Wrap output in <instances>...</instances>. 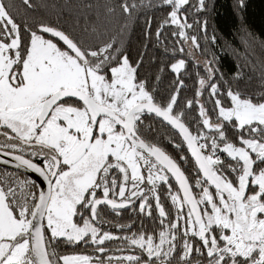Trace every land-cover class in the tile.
Wrapping results in <instances>:
<instances>
[{
    "label": "snow or ice",
    "instance_id": "6c2138e0",
    "mask_svg": "<svg viewBox=\"0 0 264 264\" xmlns=\"http://www.w3.org/2000/svg\"><path fill=\"white\" fill-rule=\"evenodd\" d=\"M157 6L169 9L157 40L174 27V53L188 42L199 49L189 30L199 25L207 33L208 0H119L71 25L18 22L21 8L35 9L33 0H0V165L43 181L0 170V264H264V70L257 91L228 82L222 88L208 61L196 98L185 103L198 109L190 125L178 109L186 61L170 65L177 87L160 102L139 79L140 62L130 63L114 36L102 40L106 26L99 30L117 10L126 19L122 32L139 10ZM80 7L97 5L81 0ZM244 75L237 71L235 81ZM151 116L178 132L182 143H170L186 145L191 177L182 168L187 156L174 159L147 138ZM160 185L174 214L161 202ZM137 208L159 228L142 224L120 236L103 229L105 212ZM114 240L120 246L108 248ZM59 244L93 246L96 255H61Z\"/></svg>",
    "mask_w": 264,
    "mask_h": 264
},
{
    "label": "trees",
    "instance_id": "16d2710c",
    "mask_svg": "<svg viewBox=\"0 0 264 264\" xmlns=\"http://www.w3.org/2000/svg\"><path fill=\"white\" fill-rule=\"evenodd\" d=\"M13 2L20 4V0H13ZM208 2L209 11L205 14L208 21L207 33L202 31L199 25L189 30L191 34L198 37L200 48L195 49L188 42L184 44V53L178 50L173 52L174 49L179 48L176 43L177 38L171 35L175 30L174 27H166L161 40H157L156 31L167 16L169 11L167 6L146 7L139 10L134 19L127 22L128 27L122 32L119 28L126 22V19L121 17L117 10V15L104 19L99 28L104 32L105 26L107 27L102 40L114 36L116 41L114 46L129 58L130 63L135 65L140 62L138 77L146 80L150 89H155V95L160 102H166L177 87L178 77L171 71L170 65L178 59L186 61V69L179 74V79L183 80L184 86L180 89L178 109L185 112L184 119L190 125L194 118L198 119V109L195 104L191 109H187L185 103L187 100L196 98L198 75L207 77L205 65L208 61H214L213 67L219 70L217 80L222 88L227 87L225 82H228L233 87L238 83L241 88L246 87L249 92L257 91L260 88L261 71L264 70V0H244L243 6L239 5L238 0H208ZM33 3L36 5L35 9L25 11L21 8L18 22L25 17L30 18V23L38 20L55 22L59 18L61 23L67 21L68 25H71L75 18L80 17L82 20L85 14L94 17L97 10L103 13L104 4L116 5L119 0H94L97 8L93 10L80 7L81 0H33ZM152 3L158 4V0H152ZM212 36L216 37L215 41L211 39ZM241 69L245 75L237 82L234 77ZM249 77H251L250 81ZM207 98V91L204 96L199 97L202 103ZM206 106L210 108L211 104ZM145 124L152 126L153 131L147 133V138L151 142L163 148L174 159L179 160L180 155L189 158L188 163H182V168L191 177L194 165L186 145L179 150L174 147L173 143H170V141L182 143L177 132L154 116L146 118ZM0 170L4 169L0 168ZM22 177L28 178L23 174ZM171 183L175 189L174 181L171 180ZM160 193L162 204L169 213L174 214L175 209L167 196L165 185H160ZM109 214L110 211H107L104 215V219L110 222L108 229L113 224L132 225V229H126L122 235L130 234L131 231H139L142 224L149 232L159 228L158 220L154 222L140 214L138 208L136 211L129 209L118 218ZM154 216H158L155 210ZM106 246L110 249L117 248L120 246V241L106 242ZM92 248L93 246L72 247L59 244L57 251L61 255L77 253L96 255L94 250H89Z\"/></svg>",
    "mask_w": 264,
    "mask_h": 264
},
{
    "label": "water",
    "instance_id": "95a60500",
    "mask_svg": "<svg viewBox=\"0 0 264 264\" xmlns=\"http://www.w3.org/2000/svg\"><path fill=\"white\" fill-rule=\"evenodd\" d=\"M160 120V118H158ZM166 124V122H164ZM174 130V129H173ZM176 131V130H175ZM177 132V131H176ZM178 134V132H177ZM179 135V134H178ZM0 168L2 169H7V170H10V171H14V172H18V173H21V174H24L28 177H30L32 180H35L37 184H43V181H42V178H40L37 174L35 173H32V172H29L25 169H20V170H17L15 168H12L11 166H5V165H0ZM175 185H176V182L175 180L173 179ZM177 187V185H176Z\"/></svg>",
    "mask_w": 264,
    "mask_h": 264
},
{
    "label": "flooded vegetation",
    "instance_id": "af4514ba",
    "mask_svg": "<svg viewBox=\"0 0 264 264\" xmlns=\"http://www.w3.org/2000/svg\"><path fill=\"white\" fill-rule=\"evenodd\" d=\"M2 169V168H1ZM14 172V171H13ZM24 175V174H23ZM26 176V175H25ZM28 177V176H27ZM138 203H139V201H137V205H138ZM127 210H129V209H126V210H124L120 215H115V214H113V213H111L110 212V214L109 215H111V216H114V217H121L122 215H123V213H125ZM106 214H108V213H106ZM107 216V215H106ZM116 225H119V224H113L112 225V227L111 228H109L108 229V226H110L108 223H105V224H103L102 225V227L104 228V230H107V231H110V232H112V233H114V234H116V235H122L123 233H125V230L126 229H119V228H117L116 227ZM121 225V224H120ZM111 249H115V248H111ZM90 251L91 250H94V247L92 248V249H89ZM118 254V253H117Z\"/></svg>",
    "mask_w": 264,
    "mask_h": 264
},
{
    "label": "rangeland",
    "instance_id": "374dc122",
    "mask_svg": "<svg viewBox=\"0 0 264 264\" xmlns=\"http://www.w3.org/2000/svg\"><path fill=\"white\" fill-rule=\"evenodd\" d=\"M182 71V70H181Z\"/></svg>",
    "mask_w": 264,
    "mask_h": 264
}]
</instances>
